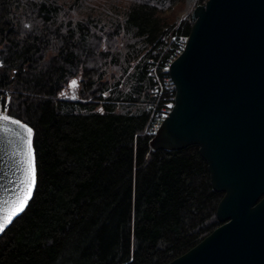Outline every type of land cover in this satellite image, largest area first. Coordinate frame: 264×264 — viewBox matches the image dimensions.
<instances>
[{
  "label": "trees",
  "instance_id": "trees-1",
  "mask_svg": "<svg viewBox=\"0 0 264 264\" xmlns=\"http://www.w3.org/2000/svg\"><path fill=\"white\" fill-rule=\"evenodd\" d=\"M184 1L0 0V107L33 128L36 159L0 264H167L221 224L198 146L151 151L145 132L146 60L188 35L167 15ZM73 77L78 100L60 99Z\"/></svg>",
  "mask_w": 264,
  "mask_h": 264
},
{
  "label": "water",
  "instance_id": "water-1",
  "mask_svg": "<svg viewBox=\"0 0 264 264\" xmlns=\"http://www.w3.org/2000/svg\"><path fill=\"white\" fill-rule=\"evenodd\" d=\"M190 19L169 66L173 105L148 146H198L212 187L223 192L221 224L167 264H264V0H206ZM4 115L0 107V222L19 194L27 137V123Z\"/></svg>",
  "mask_w": 264,
  "mask_h": 264
},
{
  "label": "built area",
  "instance_id": "built-area-1",
  "mask_svg": "<svg viewBox=\"0 0 264 264\" xmlns=\"http://www.w3.org/2000/svg\"><path fill=\"white\" fill-rule=\"evenodd\" d=\"M186 40L187 36L185 35H172L165 45V49H169V54L166 57L149 56L146 60V74L153 80L150 93L154 97V101L146 105V108L150 110V119L145 127L147 135L155 134L173 105L175 88L169 75V66L183 50Z\"/></svg>",
  "mask_w": 264,
  "mask_h": 264
},
{
  "label": "snow or ice",
  "instance_id": "snow-or-ice-1",
  "mask_svg": "<svg viewBox=\"0 0 264 264\" xmlns=\"http://www.w3.org/2000/svg\"><path fill=\"white\" fill-rule=\"evenodd\" d=\"M76 83H77L76 80L71 81L72 86H75ZM2 119L11 120L12 117L9 115H4ZM13 122L16 124L21 123L19 120H13ZM22 127L27 132L26 149L21 150L22 163L24 164V169H23L24 178L22 180L17 198L13 201V204L9 209L8 214L5 216L4 220L0 222V230H3L4 225L10 222L12 217H14L17 213L21 212L24 209L25 205L30 200L33 193V189L36 185L35 156H34V149L31 138L33 129L29 127L27 124L22 125Z\"/></svg>",
  "mask_w": 264,
  "mask_h": 264
},
{
  "label": "rangeland",
  "instance_id": "rangeland-1",
  "mask_svg": "<svg viewBox=\"0 0 264 264\" xmlns=\"http://www.w3.org/2000/svg\"><path fill=\"white\" fill-rule=\"evenodd\" d=\"M195 6V0H185L183 3L181 2L173 6L169 11H167V15L174 17V22L178 24L183 19L190 16V13ZM72 80H76L77 83L75 86L71 85ZM106 94L107 93H104V95ZM58 97L64 100H78V78L73 77L68 82V84L60 91ZM4 111L7 112L6 108H4Z\"/></svg>",
  "mask_w": 264,
  "mask_h": 264
}]
</instances>
